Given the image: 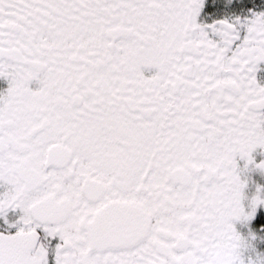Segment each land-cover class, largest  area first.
Returning <instances> with one entry per match:
<instances>
[{
	"label": "snow or ice",
	"instance_id": "snow-or-ice-1",
	"mask_svg": "<svg viewBox=\"0 0 264 264\" xmlns=\"http://www.w3.org/2000/svg\"><path fill=\"white\" fill-rule=\"evenodd\" d=\"M0 264H264V0H0Z\"/></svg>",
	"mask_w": 264,
	"mask_h": 264
}]
</instances>
